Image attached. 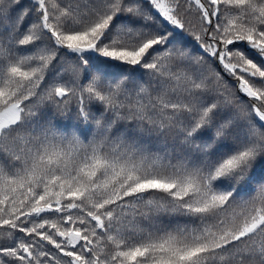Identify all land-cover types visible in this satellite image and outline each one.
<instances>
[{
    "label": "snow or ice",
    "instance_id": "1",
    "mask_svg": "<svg viewBox=\"0 0 264 264\" xmlns=\"http://www.w3.org/2000/svg\"><path fill=\"white\" fill-rule=\"evenodd\" d=\"M0 264H264V0H0Z\"/></svg>",
    "mask_w": 264,
    "mask_h": 264
}]
</instances>
